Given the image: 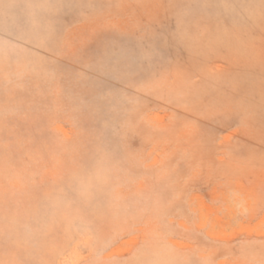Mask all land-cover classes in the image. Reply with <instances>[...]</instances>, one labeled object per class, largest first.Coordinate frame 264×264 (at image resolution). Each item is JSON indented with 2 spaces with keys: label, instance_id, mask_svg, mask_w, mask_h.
<instances>
[{
  "label": "rangeland",
  "instance_id": "rangeland-1",
  "mask_svg": "<svg viewBox=\"0 0 264 264\" xmlns=\"http://www.w3.org/2000/svg\"><path fill=\"white\" fill-rule=\"evenodd\" d=\"M0 264H264V0H0Z\"/></svg>",
  "mask_w": 264,
  "mask_h": 264
}]
</instances>
